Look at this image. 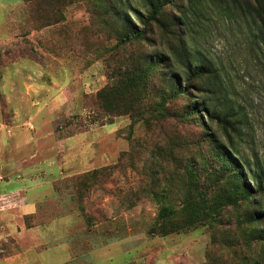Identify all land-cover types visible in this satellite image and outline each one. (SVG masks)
<instances>
[{
    "label": "rangeland",
    "instance_id": "1",
    "mask_svg": "<svg viewBox=\"0 0 264 264\" xmlns=\"http://www.w3.org/2000/svg\"><path fill=\"white\" fill-rule=\"evenodd\" d=\"M121 1L145 39L121 44L115 0H0V191L41 195L43 224L58 220L43 225L45 264H264L252 206L228 166L207 161V129L186 109L192 91L160 98L178 61L154 66L148 94L123 106L126 72L145 66L136 58L173 56L178 38L145 26L134 12L148 13L144 1ZM214 1L191 13L177 0L164 13L185 12L193 27L180 44L227 66L252 123L242 150L264 157V0ZM161 100L173 115L156 116ZM188 200L199 201L192 218Z\"/></svg>",
    "mask_w": 264,
    "mask_h": 264
},
{
    "label": "trees",
    "instance_id": "2",
    "mask_svg": "<svg viewBox=\"0 0 264 264\" xmlns=\"http://www.w3.org/2000/svg\"><path fill=\"white\" fill-rule=\"evenodd\" d=\"M142 1L146 4L148 13L145 14L138 8L134 9V12L145 26L157 24L170 31V34H175L172 36L173 39H178L171 45L173 56L161 52L157 57H154L152 53H146L142 55V58H136V60H142L145 66L137 68L138 70L135 71L126 72L128 75L127 81H125L126 86L122 91L128 94V99L123 106L127 108L126 110H130L143 97V93L148 94V87L151 86L149 75L154 66L161 64L168 69L175 64L174 59H176L180 67L178 70H168L172 77L170 80L167 79L164 88L161 87L159 90L160 98L163 99L167 93L178 97L184 94L188 88L192 91L186 109L189 114L199 118L201 124L207 129V141L204 139L205 142H203L204 146H207V143L209 145L206 151L210 158L207 161H210L212 166L218 169L220 167L214 166L216 161L221 163L222 168L228 166L234 178L236 192L252 206L247 212L246 219L257 225L256 235L264 241V157L258 153L249 156L243 152L240 145V141L249 136V128L252 123L246 106L239 103V91L231 81L229 69L225 65L216 63L214 58H206L201 50L192 49V43L180 44L181 38L184 34L186 35L187 30L193 27V23L189 21L187 14L183 11H179V16L164 13V6L177 0ZM183 1V8H189L192 10L191 13H198V10L204 6V0ZM115 4L116 14L119 18L117 20L120 21L119 24L122 23L124 28L120 36L121 44L145 39L147 28H139L130 19L128 12L123 10L121 0H115ZM197 27L199 26L197 25ZM178 78L184 79L186 83L182 84L175 80ZM102 95V92L98 94L99 97ZM157 104L158 114L156 116L158 118L162 117L164 112L167 113V116L173 115L172 111L167 109L166 101L161 100ZM219 128L224 132V139H227V142L221 137ZM94 173L96 172L94 171L92 174ZM198 202L194 200L186 202V217L192 218L190 216L195 213L194 206ZM172 213L173 209L165 206L161 216L164 217Z\"/></svg>",
    "mask_w": 264,
    "mask_h": 264
},
{
    "label": "crops",
    "instance_id": "3",
    "mask_svg": "<svg viewBox=\"0 0 264 264\" xmlns=\"http://www.w3.org/2000/svg\"><path fill=\"white\" fill-rule=\"evenodd\" d=\"M5 182H9V177L0 166L1 186ZM26 193L21 189L0 191V199H6L4 203H0V230H4L0 236V264H45L43 250L47 242L43 225L52 223L55 225L58 220L43 224L45 200L41 195L31 197ZM12 215L18 220V224L15 223ZM68 215L67 222H70L68 226L72 229L77 215ZM70 261L71 258L61 264Z\"/></svg>",
    "mask_w": 264,
    "mask_h": 264
}]
</instances>
